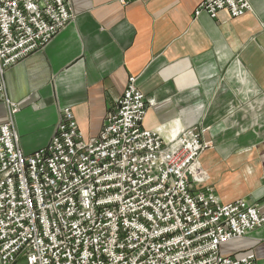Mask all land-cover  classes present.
I'll list each match as a JSON object with an SVG mask.
<instances>
[{"label":"built area","instance_id":"2783aa9c","mask_svg":"<svg viewBox=\"0 0 264 264\" xmlns=\"http://www.w3.org/2000/svg\"><path fill=\"white\" fill-rule=\"evenodd\" d=\"M248 0H202L194 17L237 18ZM74 15L69 0H0L4 73L46 46ZM153 103L130 77L97 137L84 139L64 109L47 145L24 154L11 121L0 125V264H255L219 246L264 224L256 205L219 203L204 186L195 128L142 123Z\"/></svg>","mask_w":264,"mask_h":264},{"label":"crops","instance_id":"0c3cea01","mask_svg":"<svg viewBox=\"0 0 264 264\" xmlns=\"http://www.w3.org/2000/svg\"><path fill=\"white\" fill-rule=\"evenodd\" d=\"M202 0H69L74 18L46 46L7 69L11 121L24 154L47 145L64 109L84 139L98 136L128 79L152 101L142 126L195 127L204 186L219 203L245 201L264 215V0L231 18L194 17ZM264 264V224L219 246Z\"/></svg>","mask_w":264,"mask_h":264},{"label":"bare ground","instance_id":"6f19581e","mask_svg":"<svg viewBox=\"0 0 264 264\" xmlns=\"http://www.w3.org/2000/svg\"><path fill=\"white\" fill-rule=\"evenodd\" d=\"M103 123V122H102Z\"/></svg>","mask_w":264,"mask_h":264},{"label":"rangeland","instance_id":"374dc122","mask_svg":"<svg viewBox=\"0 0 264 264\" xmlns=\"http://www.w3.org/2000/svg\"><path fill=\"white\" fill-rule=\"evenodd\" d=\"M209 145V144H208Z\"/></svg>","mask_w":264,"mask_h":264}]
</instances>
